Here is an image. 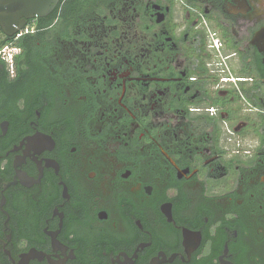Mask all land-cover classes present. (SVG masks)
<instances>
[{"label":"flooded vegetation","instance_id":"af4514ba","mask_svg":"<svg viewBox=\"0 0 264 264\" xmlns=\"http://www.w3.org/2000/svg\"><path fill=\"white\" fill-rule=\"evenodd\" d=\"M51 7L0 0V264H264V0Z\"/></svg>","mask_w":264,"mask_h":264},{"label":"water","instance_id":"95a60500","mask_svg":"<svg viewBox=\"0 0 264 264\" xmlns=\"http://www.w3.org/2000/svg\"><path fill=\"white\" fill-rule=\"evenodd\" d=\"M58 0H22V15L32 17L34 14L45 16L52 10L51 3H57Z\"/></svg>","mask_w":264,"mask_h":264},{"label":"built area","instance_id":"2783aa9c","mask_svg":"<svg viewBox=\"0 0 264 264\" xmlns=\"http://www.w3.org/2000/svg\"><path fill=\"white\" fill-rule=\"evenodd\" d=\"M3 59L12 67L14 62V50L5 47L0 50Z\"/></svg>","mask_w":264,"mask_h":264},{"label":"trees","instance_id":"16d2710c","mask_svg":"<svg viewBox=\"0 0 264 264\" xmlns=\"http://www.w3.org/2000/svg\"><path fill=\"white\" fill-rule=\"evenodd\" d=\"M16 86H17V91L15 93H13L12 95V102H15V100L17 101L18 100V83H16Z\"/></svg>","mask_w":264,"mask_h":264}]
</instances>
